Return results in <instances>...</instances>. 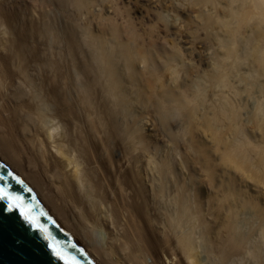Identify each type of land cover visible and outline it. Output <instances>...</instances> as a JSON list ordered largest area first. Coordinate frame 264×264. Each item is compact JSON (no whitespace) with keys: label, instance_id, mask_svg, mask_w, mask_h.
Here are the masks:
<instances>
[{"label":"bare ground","instance_id":"1","mask_svg":"<svg viewBox=\"0 0 264 264\" xmlns=\"http://www.w3.org/2000/svg\"><path fill=\"white\" fill-rule=\"evenodd\" d=\"M225 1L226 53L209 80L210 98L206 85L181 80L180 52L155 55L154 41L141 38L130 17L126 38L115 21L106 37L72 17L60 27L48 10L59 6L67 14L73 6L83 14L91 0H0V156L95 264H264V249L252 242L264 236V210L232 181L220 185L229 201L220 231V200L203 197L205 182L186 178L135 114L136 102L151 107L165 128L170 115L182 116L188 149L209 183L216 169L213 154L194 141L200 127L214 148L223 147L226 170L259 168L264 178V140L241 137L230 80L235 63L250 58L254 81L264 76V0ZM249 23L257 30L244 55L239 38ZM244 210L255 218L249 231L238 219Z\"/></svg>","mask_w":264,"mask_h":264},{"label":"rangeland","instance_id":"2","mask_svg":"<svg viewBox=\"0 0 264 264\" xmlns=\"http://www.w3.org/2000/svg\"><path fill=\"white\" fill-rule=\"evenodd\" d=\"M91 2L89 11L83 12V14L75 11L76 9L73 6L69 7L67 14L64 12V8L59 6H49L48 10L59 16L60 27H63L68 18L72 17L81 25L89 27L95 35H105L106 37L110 36L106 26L110 21H115L121 28L122 36L126 38L128 35L126 20L130 17L134 31L141 38L154 41L153 52L155 55L164 51L171 52L175 47L180 52L181 66H183L181 80L186 81L191 86L195 84L206 85L207 96L212 98L209 80L217 65L223 62L226 53V48L223 45L227 40L225 37L226 29L220 23L228 14L225 0H214L205 4L196 0H118L116 5L110 4L108 0H91ZM26 6L32 5L29 3ZM256 30L252 23L246 24L241 30L239 41L242 45L240 47L242 54L245 55L246 53L247 41L255 38ZM162 64L163 60L160 59L153 66L159 70ZM235 64L236 69L230 75V80L236 90L233 99L240 107V125L243 131L241 137L244 138L245 136L249 141L259 145L264 140V92L262 88L264 76L254 81L255 62L251 58ZM138 67L141 69L140 66ZM261 105L260 116L262 119L258 121L255 119V114ZM135 111L141 124L140 127L142 126V132L151 138L153 145L166 152L172 160V164L174 163L173 165L183 167L186 178L192 175L197 181L205 182L202 186V191L205 192L203 194L204 198L211 196L220 200L215 203L220 209L217 208L219 211L217 226L220 231H225L224 225L228 212L223 207L229 205L227 199H221L223 190L220 185L223 189H226L228 182L232 181V188H238L247 198L254 200L253 202L264 210V178L261 179L262 175L259 168L252 169L251 167L246 172L236 169L226 170L220 160L223 147L214 148L211 143L210 132L200 127V132L196 133L194 141L196 140L197 143L202 144L213 154L212 159L216 169L215 181L209 183L206 175L195 163L197 158L195 153L188 149L190 135L183 133L185 123L182 116L170 115L165 128L159 116L151 107L136 102ZM224 128V126H221L220 130L225 132L226 128ZM172 138H175V140L173 141ZM251 155H253V158L255 157L253 161L258 162L254 151L251 152ZM251 173H253V177L248 176ZM254 174L259 175L261 180L258 179L259 177H255ZM251 214L252 212L246 210L238 214L240 227L243 231H249L251 226L254 225L255 218ZM99 237L104 240L105 232L103 230L99 231ZM252 239L254 244L257 243L264 249V236L260 232L255 234ZM250 264H257V261L251 259Z\"/></svg>","mask_w":264,"mask_h":264},{"label":"water","instance_id":"3","mask_svg":"<svg viewBox=\"0 0 264 264\" xmlns=\"http://www.w3.org/2000/svg\"><path fill=\"white\" fill-rule=\"evenodd\" d=\"M0 264H95L1 156Z\"/></svg>","mask_w":264,"mask_h":264}]
</instances>
